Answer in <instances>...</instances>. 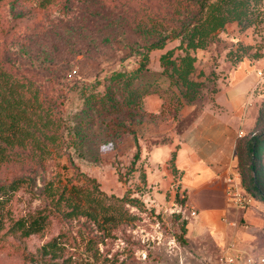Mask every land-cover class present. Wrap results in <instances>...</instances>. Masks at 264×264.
<instances>
[{"label": "rangeland", "instance_id": "374dc122", "mask_svg": "<svg viewBox=\"0 0 264 264\" xmlns=\"http://www.w3.org/2000/svg\"><path fill=\"white\" fill-rule=\"evenodd\" d=\"M172 1L61 0L38 14H33L31 5L26 2L7 3L0 9L1 22L6 29L0 36V54L9 67L34 80L47 98L55 99V111L67 135L83 107L81 89L100 82L96 90L102 91L104 78L113 71L138 67L140 53L153 40L143 27L169 24L167 13ZM19 15L22 16L19 18ZM156 16L160 23H153ZM259 42L264 45V38L252 28L239 30L232 23L217 42L198 52V66L206 72L216 68L223 73L228 61L227 51L236 49L239 43ZM178 43V39L167 41L164 48L151 50L148 66L158 71L160 54ZM246 58L242 62L252 64V70L264 72V48L262 57ZM228 64L229 69H233L230 61ZM262 99L264 82L254 101ZM145 103L152 113L159 110L160 105L156 110L149 108L147 97ZM188 113L180 114L177 120L170 114H149L135 108L119 114L115 120V123L130 125L135 136L117 134L116 127L108 134L94 127L85 144L77 147L68 140L62 149L52 150L42 165L26 159L0 166V187L22 179L15 190L6 189L5 193L0 190V264H216L221 248L228 242L245 248L254 257H264V211L260 210L263 221L255 230V247H244L235 242L230 233L220 238L212 229L198 225L199 218L191 214L195 209L192 206L197 203L205 208L211 206L205 202L203 194L191 195V204H186L185 196L177 190L172 197L168 190L162 195L163 190L146 186L143 168L137 165L141 157L132 164L137 149L135 141L138 145L141 141L147 142L148 148L168 141L173 148L177 147L194 109ZM77 171L94 177L107 195L122 197L128 191L144 202V209L140 211L127 205L135 218L117 229L106 225L105 233L83 219L54 220L46 232L22 236L13 225L18 219H29L46 204L41 194L43 185L52 178L65 184ZM259 206L264 207V203ZM215 207L242 210L234 208L224 198ZM221 219L228 220L225 215H221ZM183 220L186 243L177 239ZM250 224L241 221L239 226L246 231ZM53 237L60 248L51 259L41 248ZM241 238L246 239L245 233Z\"/></svg>", "mask_w": 264, "mask_h": 264}, {"label": "trees", "instance_id": "16d2710c", "mask_svg": "<svg viewBox=\"0 0 264 264\" xmlns=\"http://www.w3.org/2000/svg\"><path fill=\"white\" fill-rule=\"evenodd\" d=\"M19 1L30 4L33 14H38L59 4L61 0H0V9L7 3L14 5ZM169 8V24L143 27L153 36V40L140 53L138 67L129 71H113L104 78L102 91L96 90L100 82L85 85L81 89L83 107L67 135L64 133L63 121L55 111V99L47 98L34 80L9 67L0 54V166L26 159L42 165L52 150L62 149L68 140L77 147L85 144L94 127L107 134L116 127L114 132L117 134L132 133L135 136L136 132L130 125L120 121L115 123L119 114L135 108H142L149 114H170L177 120L180 114H184L185 107L190 109L189 113L194 109L188 126L205 104L213 101L218 91V73L214 69L206 72L199 68L196 51L207 49L217 42L232 23L239 30L252 28L253 32L264 38V0H173ZM153 23H160V19L156 16ZM5 33V25L0 18V36ZM175 39L179 43L160 54V69L152 70L148 66L149 52L162 49L167 41ZM263 48L260 42L254 45L239 43L236 49L227 51L225 56L231 66L237 68L246 57H262ZM150 95L161 100L159 110L155 113L145 107V99ZM135 143L137 149L133 165L140 154L137 141ZM235 155L244 192L252 195L255 202L264 203V99L260 102L250 136L237 139ZM174 161L173 150L169 165L175 172ZM21 180H12L9 185L1 186L0 190L3 193L6 189L13 191ZM41 194L46 204L29 219H18L13 225L24 237L46 232L54 220L83 219L105 233L107 230L104 226L117 229L135 218L129 207L140 211L144 209V202L131 196L128 191L122 197L107 195L99 188L94 177L78 171L65 184L57 178L47 181ZM185 225L183 220L180 234L177 235L181 243H186ZM59 248L56 237H53L41 249L44 255L52 259L58 254Z\"/></svg>", "mask_w": 264, "mask_h": 264}, {"label": "crops", "instance_id": "0c3cea01", "mask_svg": "<svg viewBox=\"0 0 264 264\" xmlns=\"http://www.w3.org/2000/svg\"><path fill=\"white\" fill-rule=\"evenodd\" d=\"M199 51H196L197 66L200 60ZM225 64L223 73L214 69L219 73V78L218 91L213 101L207 102L183 130L177 147L173 148L172 142L168 141L158 142L148 148V143L141 141V159L137 160V165L143 168L146 186L163 190L162 195L168 190L172 197L177 190L185 196V203L191 204V195L203 194L205 202L211 206L205 208L198 203L192 206L197 211L198 225L212 229L220 238L230 233L239 245L254 248L257 236L255 230L263 221L260 210L264 211V207L259 206L262 202L256 201L251 208L240 211L217 209L215 205L220 203L221 198L226 200L224 178L229 169L237 165L235 143L240 137H249L255 125L261 101L254 100L262 88L264 72L260 69L252 70V64L244 62L231 70L228 61H225ZM258 72H261L262 76ZM147 98L149 108L156 110L160 105L159 98L154 95ZM188 110L190 109L185 107L183 113ZM173 150L175 172L169 165ZM221 215L227 216L228 220L224 222ZM241 221L251 223L246 231L239 226ZM244 233L246 239L241 238ZM242 249L247 252L245 248Z\"/></svg>", "mask_w": 264, "mask_h": 264}, {"label": "built area", "instance_id": "2783aa9c", "mask_svg": "<svg viewBox=\"0 0 264 264\" xmlns=\"http://www.w3.org/2000/svg\"><path fill=\"white\" fill-rule=\"evenodd\" d=\"M258 74L262 76L261 72H258ZM259 84L260 81L257 86ZM224 181L226 184V201L233 207L244 210L255 203L253 196L244 192L241 186L240 172L236 166L229 169ZM191 214L196 216L197 211L193 209ZM216 264H264V257H254L242 248L237 247L234 242H228L221 248Z\"/></svg>", "mask_w": 264, "mask_h": 264}]
</instances>
